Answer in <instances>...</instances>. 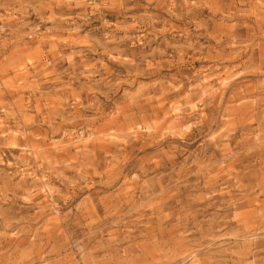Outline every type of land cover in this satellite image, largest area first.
I'll use <instances>...</instances> for the list:
<instances>
[{"label": "rangeland", "instance_id": "obj_1", "mask_svg": "<svg viewBox=\"0 0 264 264\" xmlns=\"http://www.w3.org/2000/svg\"><path fill=\"white\" fill-rule=\"evenodd\" d=\"M0 264H264V0H0Z\"/></svg>", "mask_w": 264, "mask_h": 264}, {"label": "bare ground", "instance_id": "obj_2", "mask_svg": "<svg viewBox=\"0 0 264 264\" xmlns=\"http://www.w3.org/2000/svg\"><path fill=\"white\" fill-rule=\"evenodd\" d=\"M226 81V80H225ZM222 84V83H221Z\"/></svg>", "mask_w": 264, "mask_h": 264}]
</instances>
